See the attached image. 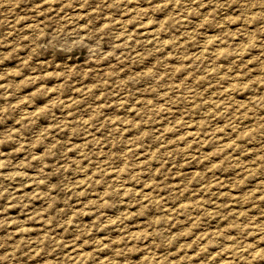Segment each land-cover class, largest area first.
I'll return each mask as SVG.
<instances>
[{"label":"rangeland","instance_id":"374dc122","mask_svg":"<svg viewBox=\"0 0 264 264\" xmlns=\"http://www.w3.org/2000/svg\"><path fill=\"white\" fill-rule=\"evenodd\" d=\"M0 264H264V0H0Z\"/></svg>","mask_w":264,"mask_h":264},{"label":"bare ground","instance_id":"6f19581e","mask_svg":"<svg viewBox=\"0 0 264 264\" xmlns=\"http://www.w3.org/2000/svg\"><path fill=\"white\" fill-rule=\"evenodd\" d=\"M203 46H204V45H203ZM225 84H226V82H225ZM227 84H228V83H227ZM231 84H232V83H231ZM228 85H229V84H228ZM228 85H227V86H228ZM223 86H224V85H223ZM223 86H222V87H223ZM225 86H226V85H225ZM229 86H230V85H229ZM230 87H231V86H230ZM233 87H234V86H233ZM231 88H232V87H231ZM231 88H230V89H231ZM222 89H223V88H222ZM235 89H236V87H235ZM226 90H229V89L227 88ZM222 91H224V89H223ZM226 92H227V91H226ZM222 93H223V95H224V92H222ZM229 93H230V92H229ZM231 93H232V92H231ZM220 94H221V93H220ZM227 94H228V93H227ZM225 95H226V94H225ZM227 96H228V95H227ZM220 97H222V96H220ZM212 100H213V99H212ZM213 101H214V100H213ZM208 102H209V101H208ZM214 102H217V101H214ZM209 103H210V102H209ZM211 106L213 107L212 104H211ZM189 125H190V124H189ZM187 127H188V126H187ZM191 132H192V131H191ZM195 138H196V137H195Z\"/></svg>","mask_w":264,"mask_h":264}]
</instances>
